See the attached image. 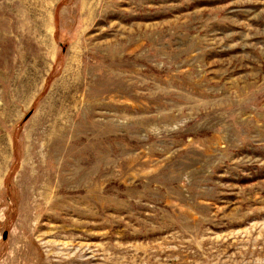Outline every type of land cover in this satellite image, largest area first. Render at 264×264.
Here are the masks:
<instances>
[{
    "label": "rangeland",
    "instance_id": "obj_1",
    "mask_svg": "<svg viewBox=\"0 0 264 264\" xmlns=\"http://www.w3.org/2000/svg\"><path fill=\"white\" fill-rule=\"evenodd\" d=\"M0 264H264V0H0Z\"/></svg>",
    "mask_w": 264,
    "mask_h": 264
},
{
    "label": "water",
    "instance_id": "obj_2",
    "mask_svg": "<svg viewBox=\"0 0 264 264\" xmlns=\"http://www.w3.org/2000/svg\"><path fill=\"white\" fill-rule=\"evenodd\" d=\"M3 236L6 237V232H4V235Z\"/></svg>",
    "mask_w": 264,
    "mask_h": 264
},
{
    "label": "bare ground",
    "instance_id": "obj_3",
    "mask_svg": "<svg viewBox=\"0 0 264 264\" xmlns=\"http://www.w3.org/2000/svg\"><path fill=\"white\" fill-rule=\"evenodd\" d=\"M51 176H52V175H51ZM51 176H50V177H51Z\"/></svg>",
    "mask_w": 264,
    "mask_h": 264
}]
</instances>
